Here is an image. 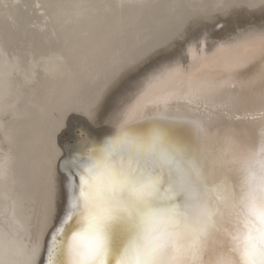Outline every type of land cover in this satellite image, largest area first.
Returning <instances> with one entry per match:
<instances>
[{
	"label": "snow or ice",
	"instance_id": "obj_1",
	"mask_svg": "<svg viewBox=\"0 0 264 264\" xmlns=\"http://www.w3.org/2000/svg\"><path fill=\"white\" fill-rule=\"evenodd\" d=\"M230 7L264 14V0ZM174 33L173 40L184 38L179 28ZM246 37L217 48L214 55L225 57L221 82H190L176 91L169 85L185 74L178 62L164 65L123 110L114 135L98 141L82 128L64 146L46 183L51 206L58 183L66 204L49 224L39 264H264V122L258 141L248 145L237 140L229 119L257 106L264 112V70L258 89L255 76L244 78L257 56L264 62V21ZM171 42L138 49L94 92L89 117L98 118L124 73ZM241 52L244 58L232 55ZM178 100L185 111H173ZM210 240L221 241L214 261ZM32 254L40 255L39 243Z\"/></svg>",
	"mask_w": 264,
	"mask_h": 264
},
{
	"label": "bare ground",
	"instance_id": "obj_2",
	"mask_svg": "<svg viewBox=\"0 0 264 264\" xmlns=\"http://www.w3.org/2000/svg\"><path fill=\"white\" fill-rule=\"evenodd\" d=\"M249 2L0 0V264H39L46 255L53 231L49 224L63 215L67 199L58 183L53 208L46 181L55 171L56 157L75 143L79 130L98 141L114 135L123 110L136 101L146 78L164 65L178 62L185 74L169 85L176 91L186 90L190 82L225 79L220 73L225 57L214 55L217 48L243 42L264 21L259 8L230 7ZM175 28L183 39H172ZM165 39L172 42L124 73L109 90L98 118H90L94 92L138 49ZM261 70L264 62L257 56L244 72L245 79L256 77L257 89ZM186 107L173 101L174 112ZM229 119L237 126L239 142L258 141L264 122L258 106L233 112ZM38 243L40 255L33 256ZM209 247L208 258L218 259L221 241L210 240Z\"/></svg>",
	"mask_w": 264,
	"mask_h": 264
},
{
	"label": "rangeland",
	"instance_id": "obj_3",
	"mask_svg": "<svg viewBox=\"0 0 264 264\" xmlns=\"http://www.w3.org/2000/svg\"><path fill=\"white\" fill-rule=\"evenodd\" d=\"M14 1H16V0H14ZM39 10H41V9H39ZM41 12V11H40Z\"/></svg>",
	"mask_w": 264,
	"mask_h": 264
}]
</instances>
